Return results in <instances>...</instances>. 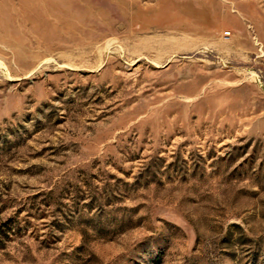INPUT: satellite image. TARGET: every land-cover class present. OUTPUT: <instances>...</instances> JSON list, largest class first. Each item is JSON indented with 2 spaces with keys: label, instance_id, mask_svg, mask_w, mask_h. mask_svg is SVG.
Masks as SVG:
<instances>
[{
  "label": "rangeland",
  "instance_id": "1",
  "mask_svg": "<svg viewBox=\"0 0 264 264\" xmlns=\"http://www.w3.org/2000/svg\"><path fill=\"white\" fill-rule=\"evenodd\" d=\"M0 264H264V0H0Z\"/></svg>",
  "mask_w": 264,
  "mask_h": 264
}]
</instances>
